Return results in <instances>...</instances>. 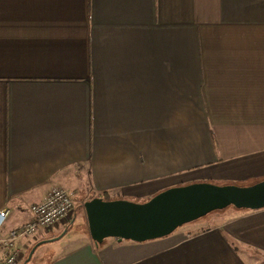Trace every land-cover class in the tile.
<instances>
[{"label":"crops","instance_id":"obj_1","mask_svg":"<svg viewBox=\"0 0 264 264\" xmlns=\"http://www.w3.org/2000/svg\"><path fill=\"white\" fill-rule=\"evenodd\" d=\"M263 179L264 0H0L1 236L56 185L147 201ZM76 211L25 240L23 264H264V209L101 246Z\"/></svg>","mask_w":264,"mask_h":264},{"label":"water","instance_id":"obj_2","mask_svg":"<svg viewBox=\"0 0 264 264\" xmlns=\"http://www.w3.org/2000/svg\"><path fill=\"white\" fill-rule=\"evenodd\" d=\"M229 208L264 209V180L247 187L194 183L167 189L143 203L96 197L84 204L89 233L97 246L108 239L142 243L164 238ZM41 244L33 248L26 262Z\"/></svg>","mask_w":264,"mask_h":264},{"label":"built area","instance_id":"obj_3","mask_svg":"<svg viewBox=\"0 0 264 264\" xmlns=\"http://www.w3.org/2000/svg\"><path fill=\"white\" fill-rule=\"evenodd\" d=\"M84 204L85 201L67 188L53 186L41 203L30 207L31 219L28 222L11 230L6 236L0 234V243L7 249V255L0 264H19L25 240L36 236L39 231L48 233L60 224L69 223L68 219L76 208ZM9 214L7 209L0 211V231L5 227Z\"/></svg>","mask_w":264,"mask_h":264},{"label":"rangeland","instance_id":"obj_4","mask_svg":"<svg viewBox=\"0 0 264 264\" xmlns=\"http://www.w3.org/2000/svg\"><path fill=\"white\" fill-rule=\"evenodd\" d=\"M263 180H261V181H263ZM261 181H255V180H250V181H235V180L228 181V180H221V181H213V182H209V183L214 184V185H218V186L233 185V186H238V187H247V186H251V185H254L256 183H259ZM126 200L132 201V202H139V203H143V202L149 201V200L146 201V199H139V198L138 199H136V198H130V199H126ZM229 209H232V208H229ZM76 212L77 211H75L74 214H72L69 217V219H68L69 222L71 221V219L73 218V216L75 215ZM213 213H218V212H213ZM213 213H211V214H213ZM211 214H209V215H211ZM208 216H206V217H208ZM206 217H204V218H202L200 220H203ZM200 220H198V221H200ZM80 222H81V219H80V215H79L78 216V219H77V222H76V225H79ZM193 223H195V222H193ZM189 225H192V223L189 224ZM63 234H64V231L58 235L59 237L58 236L57 237L60 238ZM42 251L43 250L40 249L38 252H36V254L34 255L32 261L29 264H47L50 256H49V254L42 253ZM25 258H27V256ZM22 260H23V258L21 259V261ZM21 261H20V263L23 264V261L22 262Z\"/></svg>","mask_w":264,"mask_h":264},{"label":"trees","instance_id":"obj_5","mask_svg":"<svg viewBox=\"0 0 264 264\" xmlns=\"http://www.w3.org/2000/svg\"><path fill=\"white\" fill-rule=\"evenodd\" d=\"M93 198H94V197H93ZM93 198H91V199H93ZM91 199H90V200H91ZM103 199H104V200H109L107 197H104ZM232 209H234V208H232ZM235 210H237V209H235ZM217 212H218V211H217ZM99 246H101V245H99ZM26 259H27V258H26Z\"/></svg>","mask_w":264,"mask_h":264}]
</instances>
